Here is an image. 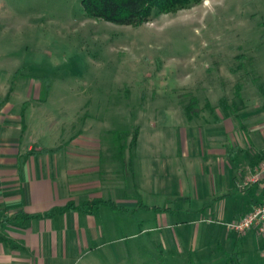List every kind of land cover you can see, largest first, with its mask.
Wrapping results in <instances>:
<instances>
[{"label":"rangeland","instance_id":"1","mask_svg":"<svg viewBox=\"0 0 264 264\" xmlns=\"http://www.w3.org/2000/svg\"><path fill=\"white\" fill-rule=\"evenodd\" d=\"M83 1L0 0V102L31 103L60 116L66 137L82 130L84 141L112 147L101 152L134 166L130 186L151 188L156 166L163 174L162 209L125 215L84 246L81 264H190V241L209 225L190 213V196L167 197V172L185 168L190 126L213 128L219 112L237 125L264 115V0H206L136 27L90 18ZM262 240L250 264H264Z\"/></svg>","mask_w":264,"mask_h":264},{"label":"crops","instance_id":"2","mask_svg":"<svg viewBox=\"0 0 264 264\" xmlns=\"http://www.w3.org/2000/svg\"><path fill=\"white\" fill-rule=\"evenodd\" d=\"M28 106L15 111L12 103L0 102V264H81L84 246L88 250L113 234L128 222L125 215L162 209L156 184L163 174L157 166L145 174L155 183L151 188L130 186L134 166L101 152L112 147L84 141L82 130L71 129L66 137L67 123L60 116ZM219 113L213 128L190 126V157L185 168L176 164L174 178L166 171L167 197L190 196V213L209 225L204 232L198 226L196 241H190V264H200L204 253L211 256L209 264H250L248 256L264 237L257 231L235 235L213 225L225 227L226 220H239L264 201V182L238 187L264 156V115L237 125Z\"/></svg>","mask_w":264,"mask_h":264},{"label":"trees","instance_id":"3","mask_svg":"<svg viewBox=\"0 0 264 264\" xmlns=\"http://www.w3.org/2000/svg\"><path fill=\"white\" fill-rule=\"evenodd\" d=\"M204 1L206 0H84L83 8L90 18L136 27L148 21L153 14H176L192 9ZM136 140L137 138L135 142Z\"/></svg>","mask_w":264,"mask_h":264},{"label":"built area","instance_id":"4","mask_svg":"<svg viewBox=\"0 0 264 264\" xmlns=\"http://www.w3.org/2000/svg\"><path fill=\"white\" fill-rule=\"evenodd\" d=\"M264 182V161L262 164L240 184L241 190H246L255 184ZM227 232L232 234H245L257 231L264 237V201L239 220L223 223Z\"/></svg>","mask_w":264,"mask_h":264}]
</instances>
